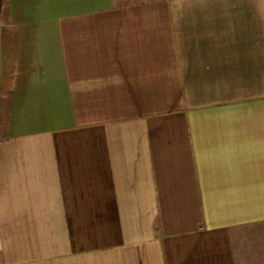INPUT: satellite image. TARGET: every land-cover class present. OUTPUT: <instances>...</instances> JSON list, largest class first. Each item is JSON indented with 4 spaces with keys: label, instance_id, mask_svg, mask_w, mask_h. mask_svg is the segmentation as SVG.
Returning <instances> with one entry per match:
<instances>
[{
    "label": "crops",
    "instance_id": "1",
    "mask_svg": "<svg viewBox=\"0 0 264 264\" xmlns=\"http://www.w3.org/2000/svg\"><path fill=\"white\" fill-rule=\"evenodd\" d=\"M0 264H264V0H5Z\"/></svg>",
    "mask_w": 264,
    "mask_h": 264
},
{
    "label": "trees",
    "instance_id": "2",
    "mask_svg": "<svg viewBox=\"0 0 264 264\" xmlns=\"http://www.w3.org/2000/svg\"><path fill=\"white\" fill-rule=\"evenodd\" d=\"M5 0H0V12H1V8H2V5L4 3Z\"/></svg>",
    "mask_w": 264,
    "mask_h": 264
}]
</instances>
